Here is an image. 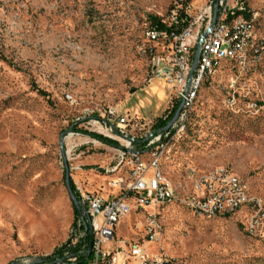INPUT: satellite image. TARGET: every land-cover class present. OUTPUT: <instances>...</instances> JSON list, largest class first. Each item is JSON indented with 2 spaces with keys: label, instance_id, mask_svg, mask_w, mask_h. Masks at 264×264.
<instances>
[{
  "label": "rangeland",
  "instance_id": "374dc122",
  "mask_svg": "<svg viewBox=\"0 0 264 264\" xmlns=\"http://www.w3.org/2000/svg\"><path fill=\"white\" fill-rule=\"evenodd\" d=\"M175 1L0 0V264H41L86 241L89 225L69 196L65 161L74 186L117 192L109 183L125 175L121 166L111 170L123 141L114 129L95 130L84 110L98 115L117 105L138 118L127 127L135 138L155 129L172 95L163 78L145 83L160 47L145 30L150 16L165 14ZM248 2L263 32L264 0ZM210 78L186 128L167 137L162 169L181 196L194 195L201 176L226 171L241 179L247 200L213 217L177 201L145 206L161 230L142 244L177 264H264V57L252 53L238 68L222 62ZM216 198L224 202V194Z\"/></svg>",
  "mask_w": 264,
  "mask_h": 264
},
{
  "label": "built area",
  "instance_id": "2783aa9c",
  "mask_svg": "<svg viewBox=\"0 0 264 264\" xmlns=\"http://www.w3.org/2000/svg\"><path fill=\"white\" fill-rule=\"evenodd\" d=\"M254 14L247 0H176L159 16V23L145 30L154 46L160 45L157 50L153 48L156 52L152 54L145 83L153 78L167 81L172 97L162 119L179 106L175 121L166 130L149 128L135 138L127 127L135 124L138 118L120 112L117 105H108L98 115L92 108L84 110L87 123L95 130L106 134L114 129L117 134L114 136L123 141L117 148V164L111 170L121 166L125 168V175L121 173L116 181L109 183L117 192L108 195L74 186L83 218L92 232L91 249L88 251L89 236L75 252L49 257L41 260V264H177L175 258L161 255V252L150 253L142 244V239L146 243L155 241L161 230L156 213H146L145 206L157 208L177 201L200 216H216L234 212L245 204V185L240 178H233L225 171L203 175L195 181L194 199L172 194L162 165L157 161V151L164 138L178 133L188 121L196 91L205 78L215 75L214 67H221L226 61L239 67ZM257 35H261V42L255 47V58L259 60L264 57V30ZM198 43L199 54L191 73ZM68 97L73 103L74 99ZM235 102L233 93L228 105L232 107ZM249 106L257 108L256 103H249ZM170 158L171 153H168V160ZM216 194H224V202H216ZM119 230L127 232L123 239Z\"/></svg>",
  "mask_w": 264,
  "mask_h": 264
},
{
  "label": "bare ground",
  "instance_id": "6f19581e",
  "mask_svg": "<svg viewBox=\"0 0 264 264\" xmlns=\"http://www.w3.org/2000/svg\"><path fill=\"white\" fill-rule=\"evenodd\" d=\"M247 3H248V6H249V2L247 0ZM255 10V14L254 16L252 17L251 19V23L249 24V27H248V41L245 42L243 44V52H244V57H240V60H239V64L240 62L244 61L245 59H247V56L254 53L255 54V47L258 45V43L261 42V40H257L256 38V32H257V25H258V20H259V17L258 15L256 14V9ZM146 37L151 41L150 37H149V33L146 32ZM262 57H260L259 60H261ZM218 68L219 67H214V74H216V72L218 71ZM199 89L196 91V94H195V100H196V97L198 95V92H199ZM194 106V105H193ZM193 109V108H192ZM192 112V110H191ZM190 116L188 117V120H189ZM188 122V121H187ZM187 122L183 124V126L181 127L180 131H183L185 128H186V125H187ZM179 131V132H180ZM170 141V138H164V140L162 141V143H159V148H158V151H157V161L159 164H162V159L165 155V150L168 146V143ZM226 172V171H225ZM227 173V172H226ZM228 174V173H227ZM165 179L167 180V183H168V190L172 193V194H177V196L179 197H185L186 199H194V195H189V196H181L177 191H176V185L175 183L167 177V175L165 174ZM216 202H221V200L219 198H216ZM194 211V210H193ZM205 216H208V217H213L214 215H205ZM161 255L162 252H161Z\"/></svg>",
  "mask_w": 264,
  "mask_h": 264
},
{
  "label": "water",
  "instance_id": "95a60500",
  "mask_svg": "<svg viewBox=\"0 0 264 264\" xmlns=\"http://www.w3.org/2000/svg\"><path fill=\"white\" fill-rule=\"evenodd\" d=\"M213 22H214V19L212 20V23ZM203 36L204 35H202L200 37V40L203 38ZM198 54H199V43L197 44V47H196V50H195V54H194V60H193V62L191 64V73L195 69V66H196V58H197ZM178 111H179V108H177V110L174 112L172 118L162 128L163 130L168 129V127L171 125V123L175 120V118H176V116L178 114ZM60 147H61L62 156L64 158V150L62 149V146L61 145H60ZM64 181H65L66 188L68 190L69 196L71 198V201H72V203L74 205V208H75L76 212L79 215H82V210L80 208L79 202H78L76 196L74 195V193L72 192V190L70 188V184H69V171H68V165H67L66 161H65V165H64ZM89 236H90V242H89V245H88V251L91 249V244H92V232H91V230H89Z\"/></svg>",
  "mask_w": 264,
  "mask_h": 264
},
{
  "label": "trees",
  "instance_id": "16d2710c",
  "mask_svg": "<svg viewBox=\"0 0 264 264\" xmlns=\"http://www.w3.org/2000/svg\"><path fill=\"white\" fill-rule=\"evenodd\" d=\"M156 23H159V17H158V16H150V25H153V24H156ZM209 79H211V78H205V79L203 80L202 84H203L205 81L209 80ZM202 84H201V86H202ZM200 88H201V87H200ZM38 92H39L40 94H42V95H45V94H46L45 91H44V90H41V89H38ZM175 108H176V107H175ZM175 108L172 110L171 114H169L168 117H167L166 119H162L161 117L157 119V121H156L155 124H154L156 130L159 129V128H161V127H163V126L167 123V121L172 117V115H173V113H174V111H175ZM80 129H81V128H77L76 130H80ZM81 130H82V129H81ZM84 131H85V130H84ZM85 132H86L88 135L93 136V137H95V138H97V139H99V140H101V141H103V142H107V143H109V144H113V143H114L112 140H110V139H108V138H105L104 136H102V135H100V134H97V133H95V132H88V131H85ZM166 139H167V137H166ZM69 184H70V188H71L72 192H73L74 195L76 196V193L74 192V185H73V182H72V179H71V178H69ZM75 211H76V210H75ZM85 225L87 226V222L85 223ZM86 240H89V235H88V237L86 238ZM57 249H58V248H57Z\"/></svg>",
  "mask_w": 264,
  "mask_h": 264
},
{
  "label": "crops",
  "instance_id": "0c3cea01",
  "mask_svg": "<svg viewBox=\"0 0 264 264\" xmlns=\"http://www.w3.org/2000/svg\"><path fill=\"white\" fill-rule=\"evenodd\" d=\"M114 191H116V189Z\"/></svg>",
  "mask_w": 264,
  "mask_h": 264
}]
</instances>
